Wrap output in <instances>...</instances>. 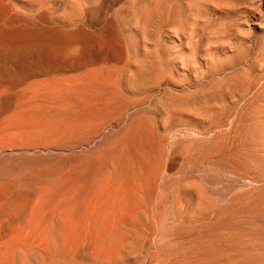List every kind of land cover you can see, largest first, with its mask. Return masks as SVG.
<instances>
[{"label": "bare ground", "instance_id": "obj_1", "mask_svg": "<svg viewBox=\"0 0 264 264\" xmlns=\"http://www.w3.org/2000/svg\"><path fill=\"white\" fill-rule=\"evenodd\" d=\"M164 1L0 0V264H121L140 251L136 223L149 218L128 142L151 122L127 115L126 95L149 92L165 73L157 60L164 70L152 64L157 75L144 81L153 59L144 66L136 51L167 27ZM163 94L149 108L172 103ZM175 98L177 110L186 97ZM119 102L126 122L112 138L107 116ZM196 191L199 213L208 199Z\"/></svg>", "mask_w": 264, "mask_h": 264}, {"label": "rangeland", "instance_id": "obj_2", "mask_svg": "<svg viewBox=\"0 0 264 264\" xmlns=\"http://www.w3.org/2000/svg\"><path fill=\"white\" fill-rule=\"evenodd\" d=\"M166 1L160 11H169L170 25L164 22L167 27L156 31L161 34L154 33L148 45L136 48L141 58L153 59H144V66L151 62L146 65L149 72L145 66L140 74L144 81L161 71L160 59L166 74L150 93L130 90L133 94L126 95L127 115L151 122L142 123L135 142H128L134 170L144 184L141 204L148 213L145 219L149 218V225L138 219L142 233L134 242L139 240L141 246L153 234L149 239L155 245L147 241L132 257L123 254L127 262L121 264H264V0ZM152 64H157L153 68L157 73L149 69ZM202 90L206 94L190 97ZM162 94L169 99L172 95L169 104L185 95L184 106L149 108L154 97ZM121 106L119 102L107 116L112 119L107 129L112 138L122 130L119 125L125 126ZM197 187L208 199L199 213Z\"/></svg>", "mask_w": 264, "mask_h": 264}]
</instances>
